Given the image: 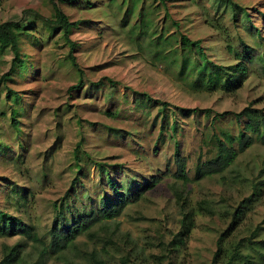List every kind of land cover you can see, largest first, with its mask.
<instances>
[{
	"label": "rangeland",
	"instance_id": "1",
	"mask_svg": "<svg viewBox=\"0 0 264 264\" xmlns=\"http://www.w3.org/2000/svg\"><path fill=\"white\" fill-rule=\"evenodd\" d=\"M229 2L77 0L59 5L70 22H78L67 40L42 20L52 18L49 0H0V22H20L31 36L21 35L24 71L17 69L0 82V210L32 226L47 243L59 210L66 219L78 218L96 211L103 195L115 200L107 175L125 192L127 181L134 188L135 181L173 173L175 144L192 180L197 162L214 156L215 137L238 133L241 123L234 114L244 108L264 112V0ZM141 18L147 23L143 31ZM160 34L166 44L156 41ZM180 34L201 41L209 68L235 64L228 45L233 52L241 50V41L251 46L254 60L242 88L232 93L191 89L190 75L180 76L170 58ZM156 43L158 50L151 46ZM11 57L0 50V78L9 72ZM175 57L179 62V49ZM189 57L200 59L194 51ZM80 80L82 86L74 88ZM136 94L167 103L176 133L160 131L157 107L148 115L134 109ZM175 108L210 113L183 117ZM262 170L264 146L253 140L220 175L187 184L162 177L119 216L97 223L92 235L79 236L60 257L41 256V246L20 235H3L0 260L92 264L89 254L94 253L104 264H212L218 237L251 194L252 183L260 175L264 179ZM200 202L211 211L197 212ZM184 214L194 218L195 227L185 246L176 249L171 243ZM226 237L227 247L245 257L240 263L264 264L259 245L264 191Z\"/></svg>",
	"mask_w": 264,
	"mask_h": 264
},
{
	"label": "trees",
	"instance_id": "2",
	"mask_svg": "<svg viewBox=\"0 0 264 264\" xmlns=\"http://www.w3.org/2000/svg\"><path fill=\"white\" fill-rule=\"evenodd\" d=\"M77 0H49L52 6V18L42 19L43 22L51 28L53 31L59 30L62 35L68 40V35L71 30L77 27L78 22H70L68 17L60 9L59 5L72 4ZM229 2L230 0H221ZM230 3V2H229ZM130 10H127V13ZM264 19V16H263ZM126 17L122 23L126 22ZM146 21V20H145ZM143 18L139 20V29L146 30L147 23ZM244 21H248V14L244 11ZM138 23V22H137ZM252 28V27H251ZM254 33L259 34V31L255 28ZM264 29V25H263ZM143 31V30H142ZM144 33V32H143ZM153 34V33H151ZM21 35L29 36V33L21 27L20 22L6 21L0 22V50H8L12 55L10 60L9 72L5 73L1 78V81H6L11 76V73L17 69L24 71L26 64L23 54L21 53ZM31 37V36H29ZM162 40L165 44L167 38L162 34L158 35L156 41ZM178 44V48L170 51L171 62L179 67V75L183 76L184 73L189 74L192 79L190 81V88L194 91H204L208 93L221 91L224 93H232L242 88L244 82L248 78L249 65L254 60V50L251 46L241 41V50L239 52H233L232 48L228 45L227 49L234 56L235 64L229 66H220L210 64L212 68L207 66L208 59L204 54V50L201 47V41H191L187 36L180 34L179 40H175ZM171 44V42L169 43ZM153 48L159 49V45L156 43L151 45ZM179 49V55L181 56L178 62L175 57V51ZM194 51L200 59L191 61L189 52ZM169 55V56H170ZM70 62L74 67H77L75 60L72 56H69ZM185 77V76H184ZM187 77H185L186 79ZM110 85L114 87V82L109 81ZM82 81L80 80L74 88H80ZM147 103L153 104L152 107ZM132 107L137 110L142 108L144 114H149L151 109L157 107L160 118V131L171 129L176 133L177 125L174 120H171L170 115L166 114L168 104L165 102H159L152 100L147 94H136L135 100L132 103ZM148 108V109H147ZM179 115L187 117L188 115L203 113L209 115V110H197V109H184L175 108ZM174 113V112H173ZM224 114L218 117H223ZM244 119V122H242ZM234 120L237 124L241 123L238 133L232 136L227 133H223L222 136L215 137V153L214 156L203 162L198 161L195 165L192 180L188 176L186 170V158L181 156L178 151V147L175 144L173 153V164L175 170L173 173L166 172L158 175L151 176L147 180L142 182L135 181L134 188H130V182H126V191L123 192L124 185L116 186L107 175V185L114 194L115 200H111L106 195H103L99 200V208L96 211L90 213H82L78 218L72 217L66 219L61 210L58 211L54 217L50 230L49 240L47 243L43 242L37 234L33 231V227L24 223L20 219L12 217L0 210V236H15L20 235L30 240L34 244L41 246V256H55L60 257L65 251L70 250L75 246L76 239L86 234L92 235L93 227L101 222L116 218L120 215L123 208L131 202H135L142 197V195L153 190L164 176H171L175 180L187 184L191 181L198 182L204 178L212 177L214 175H220L230 168L236 161L238 155L249 148L255 140L264 146V112L252 108H244L238 114H234ZM13 124L17 126V122L13 120ZM170 122V124H169ZM264 175V170H262ZM264 191V179L260 175L251 185V194L249 197L244 198L232 213L230 223L225 231H223L217 239L216 251L212 257V264H251L250 261H243L245 257L240 253L236 247H227L225 240L229 232L233 231L238 223L242 220V217L248 210V206L259 199ZM200 202L197 204V212L211 211L209 206L203 205ZM195 227L194 218L182 215L180 220V227L177 234L174 236L172 243L175 248L184 247L186 240L190 236L192 230ZM260 247L264 249V241L259 243ZM263 257V256H262ZM25 258H20L15 261H10L7 256H4L0 260V264H36V262H28ZM89 260L92 264H104L102 260L98 259L94 253L89 254Z\"/></svg>",
	"mask_w": 264,
	"mask_h": 264
}]
</instances>
